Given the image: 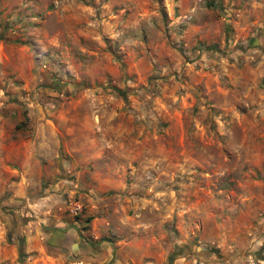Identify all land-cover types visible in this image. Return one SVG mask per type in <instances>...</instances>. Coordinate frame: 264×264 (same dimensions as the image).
I'll return each mask as SVG.
<instances>
[{
  "label": "rangeland",
  "instance_id": "rangeland-1",
  "mask_svg": "<svg viewBox=\"0 0 264 264\" xmlns=\"http://www.w3.org/2000/svg\"><path fill=\"white\" fill-rule=\"evenodd\" d=\"M31 138L57 172L11 206L0 181L22 224L264 264V0H0V148Z\"/></svg>",
  "mask_w": 264,
  "mask_h": 264
},
{
  "label": "crops",
  "instance_id": "crops-1",
  "mask_svg": "<svg viewBox=\"0 0 264 264\" xmlns=\"http://www.w3.org/2000/svg\"><path fill=\"white\" fill-rule=\"evenodd\" d=\"M256 42V41H255ZM33 140L11 141L3 146L0 161L7 176H0L3 183L13 184L6 205L19 203L27 195L38 192V186L57 172L51 165L44 167L41 156L51 155L42 146L35 147ZM56 148L53 157H56ZM1 173V172H0ZM7 178V179H6ZM45 179V180H44ZM2 207V206H0ZM21 242V245H19ZM24 254L21 259L19 255ZM25 256H28L27 258ZM212 258L180 257L173 264H204ZM0 264H122L115 258L114 246L108 242H92L85 239L76 228H36L25 225L0 210ZM211 264H217L212 262ZM232 264V263H228Z\"/></svg>",
  "mask_w": 264,
  "mask_h": 264
}]
</instances>
